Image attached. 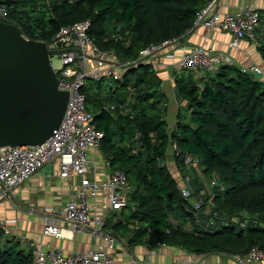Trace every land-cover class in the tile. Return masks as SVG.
<instances>
[{
    "label": "trees",
    "instance_id": "16d2710c",
    "mask_svg": "<svg viewBox=\"0 0 264 264\" xmlns=\"http://www.w3.org/2000/svg\"><path fill=\"white\" fill-rule=\"evenodd\" d=\"M209 1L0 0L8 12L0 20L47 44L63 27L87 22V34L100 50L111 53L117 64H130L120 78H88L81 89L92 124L102 133L100 154L110 171L123 172L132 187L121 210L127 218L114 225L129 243L150 249L179 246L197 255H244L254 247L264 252V84L230 63L202 75L180 69L174 90L184 113L170 129L157 71L139 61L150 45L181 41ZM258 52L264 61V37ZM169 151L181 178H188L191 196L205 192L202 209L213 196L207 206L218 214L216 225L182 228L190 202L168 169ZM185 155L196 163L185 165ZM172 216L182 222L173 225ZM12 241L0 242V264H32L31 251Z\"/></svg>",
    "mask_w": 264,
    "mask_h": 264
},
{
    "label": "built area",
    "instance_id": "2783aa9c",
    "mask_svg": "<svg viewBox=\"0 0 264 264\" xmlns=\"http://www.w3.org/2000/svg\"><path fill=\"white\" fill-rule=\"evenodd\" d=\"M211 0L202 7L195 16L194 26H202L204 29H215L229 32L232 39L230 48H237L243 38L254 37V32L259 23L258 14L249 6L241 7L235 13H219L213 11ZM8 12L0 5V19H5ZM88 23L79 22L63 27L53 38L49 47L62 50L57 55L61 62V68L52 67L58 80V88L68 92V101L63 118L59 126L51 136L41 145L37 146H5L0 147V200L13 202L12 192L24 181L33 176L44 165L53 160H58L60 178L76 176L78 184L74 186V196L66 200L59 214L66 221L68 230L72 232H89L92 237H97L103 243H96L93 249L65 254L60 249L33 248L32 264H114L115 238L105 232L103 227L108 218L104 213H119L127 206L128 194L132 190L126 175L121 171H114L109 179L99 182L92 177L95 170V162L88 157L91 149L99 150L102 133L92 124V115L86 109L84 95L81 92L85 80L90 78L118 79L122 70L130 65L117 64L111 53L100 50L87 34ZM176 39L165 40L159 44H153L141 51L139 61L150 62L153 56L165 52ZM60 43V46L56 44ZM63 43V45H62ZM175 45V44H174ZM181 57L177 61L180 69H192L202 75L215 71L221 64L228 63L229 59L212 52L204 46L180 47ZM166 57L171 58V54ZM135 64V63H133ZM242 72L254 75L264 84V72L257 64L252 63L241 68ZM172 149L176 145L172 144ZM185 165L196 163L191 155H185ZM186 179V187L180 189L183 198H191V188ZM184 179V180H185ZM215 185V181L210 186ZM203 190L199 192L198 199L190 202L183 229H193L192 220L203 208ZM101 195L102 201L97 203V197ZM213 196L207 198L208 206L212 205ZM205 209L209 211L208 206ZM206 212L208 226H214L218 220L217 212ZM209 213V214H208ZM205 215V214H203ZM196 223L200 219L196 217ZM231 221H235L231 219ZM6 221L0 218V230L5 228ZM93 226H90V225ZM240 226L244 224L240 222ZM63 228L53 221H46L43 225L44 236L60 238ZM235 264H264V252L258 248H251L244 255H231Z\"/></svg>",
    "mask_w": 264,
    "mask_h": 264
},
{
    "label": "crops",
    "instance_id": "0c3cea01",
    "mask_svg": "<svg viewBox=\"0 0 264 264\" xmlns=\"http://www.w3.org/2000/svg\"><path fill=\"white\" fill-rule=\"evenodd\" d=\"M211 2L213 8H216L215 11L222 14L235 13L244 6L255 9L260 19L254 37L243 38L237 48H230L228 44L232 39L231 33L193 26L180 43L186 47L199 45L210 48L212 52L229 59L228 63L239 68L255 63L264 72V61L258 52L259 40L264 37V0H211ZM166 52L171 54V58L166 57ZM180 53L179 47L172 49L168 47L165 52L153 56L155 61L153 67L157 71L162 90L166 95V121L170 129L174 126L178 113L184 108V102L176 97L174 90V75L180 71L177 65ZM88 157L96 164L92 177L99 182L109 179L112 172L100 151L91 149L88 151ZM173 165L167 164L168 168L169 166L172 168ZM59 172V162L53 160L14 189L12 192L14 203L0 200V218L6 221L4 223L6 230H0L1 243L13 239L12 243L18 242V249L27 251H32L36 247L42 250L60 249L65 254L93 249L96 243H103L100 238L92 237L89 232L78 233L67 229L66 221L60 216L59 211L62 204L74 196L73 187L78 184V178L76 176L60 178ZM194 197L198 199L193 195L189 200H195ZM101 201L102 196L99 195L97 203L100 204ZM205 210L202 209L196 217L203 219V213L207 212ZM121 212L104 213L108 221L103 230L115 238L114 264H235L231 261V255L221 253L197 255L179 246H158L150 249L145 245L129 243V239L124 237L125 233L114 226L119 218L124 220ZM196 217L192 220V224H196ZM48 220L63 228L62 237L53 238L43 235V225ZM170 221L173 225L182 222L173 216L170 217ZM197 223L202 225L200 222ZM196 226L202 230L211 227L204 222L203 226Z\"/></svg>",
    "mask_w": 264,
    "mask_h": 264
},
{
    "label": "water",
    "instance_id": "95a60500",
    "mask_svg": "<svg viewBox=\"0 0 264 264\" xmlns=\"http://www.w3.org/2000/svg\"><path fill=\"white\" fill-rule=\"evenodd\" d=\"M61 51L0 20V147L41 145L59 126L68 92L58 88L52 57Z\"/></svg>",
    "mask_w": 264,
    "mask_h": 264
},
{
    "label": "rangeland",
    "instance_id": "374dc122",
    "mask_svg": "<svg viewBox=\"0 0 264 264\" xmlns=\"http://www.w3.org/2000/svg\"><path fill=\"white\" fill-rule=\"evenodd\" d=\"M215 9L216 8H212V10L213 11H215ZM198 26H200V24L198 25ZM202 27V26H201ZM177 40V39H176ZM181 41H176V42H174L173 44H171L170 45V49H172V48H180V47H183V43H180ZM175 44V45H174ZM62 45H63V43H62ZM229 45V44H228ZM205 47V46H204ZM184 48H189V47H186V46H184ZM167 54H170V53H168L167 52ZM181 54H182V52L180 53V57H181ZM167 56V55H166ZM180 59V58H179ZM52 61H53V66H54V68H61V62H60V60H59V56L58 55H54L53 57H52ZM181 113H184V110L183 109H181ZM168 123V122H167ZM168 126V125H167ZM166 163L168 164V163H172V165H173V163H174V165H173V167L172 168H170V166H169V170H170V172H171V174L175 177V179H176V181H178V182H180V189L182 188V187H186L187 186V184H186V179L185 180H183V178H181V172H180V170L176 167V165H175V161H174V157H173V154H172V152L171 151H169L168 153H167V159H166ZM186 178H187V176H186ZM200 178L202 179V176H200ZM191 184V183H190ZM192 185V184H191ZM210 186V185H209ZM192 191H193V189H192ZM191 192V191H190ZM190 202H192V199H190L189 200ZM204 208V207H203ZM205 211H208V210H205ZM127 215H128V212L126 211V212H124L123 213V219H126L127 218ZM200 221H201V224L202 225H200L199 223H196L199 227H201V226H203V219H201L200 218ZM236 222V221H235ZM232 262H234L233 260H231Z\"/></svg>",
    "mask_w": 264,
    "mask_h": 264
},
{
    "label": "clouds",
    "instance_id": "9594fccd",
    "mask_svg": "<svg viewBox=\"0 0 264 264\" xmlns=\"http://www.w3.org/2000/svg\"><path fill=\"white\" fill-rule=\"evenodd\" d=\"M49 45V44H48ZM57 55V54H56Z\"/></svg>",
    "mask_w": 264,
    "mask_h": 264
}]
</instances>
